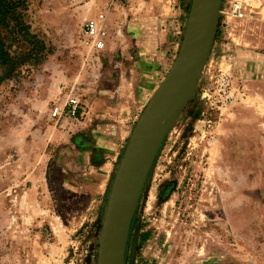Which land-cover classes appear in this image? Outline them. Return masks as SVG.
<instances>
[{
	"label": "rangeland",
	"instance_id": "rangeland-1",
	"mask_svg": "<svg viewBox=\"0 0 264 264\" xmlns=\"http://www.w3.org/2000/svg\"><path fill=\"white\" fill-rule=\"evenodd\" d=\"M144 1L158 4L159 23L165 24V0ZM231 1L222 0L198 85L152 164L131 221L125 264H264V134L225 130L249 83L238 73L240 59L233 46L252 48L256 72L264 53L259 44L264 40V0H240V19L230 17ZM27 2L26 21L52 52L36 58L22 41L13 45L15 59L0 64V264H98L117 168L137 119L177 56L192 0H167L173 24L181 19L177 10L182 11L181 40L143 105L131 108L135 119L127 123L128 134L119 132L126 128L120 123L126 106L108 101L91 109L85 94L97 79L94 73L119 60L116 69H125L129 81L138 77V68L121 53L122 22L134 16L137 0L112 6L103 0ZM106 5L111 39L98 52L84 44L83 26ZM240 35L242 40L233 44ZM220 76L229 77L235 90L226 107L218 103ZM134 86L132 93L120 92L131 95L132 103ZM71 94L79 95L85 113L52 118L53 106ZM106 126L119 132L112 135L119 150L111 169H102L107 149L99 137ZM144 234H149L145 240ZM150 237L156 240L155 252L146 250Z\"/></svg>",
	"mask_w": 264,
	"mask_h": 264
},
{
	"label": "water",
	"instance_id": "water-1",
	"mask_svg": "<svg viewBox=\"0 0 264 264\" xmlns=\"http://www.w3.org/2000/svg\"><path fill=\"white\" fill-rule=\"evenodd\" d=\"M222 0H192L177 56L136 121L109 194L98 264H125L131 221L152 164L193 95L217 33Z\"/></svg>",
	"mask_w": 264,
	"mask_h": 264
},
{
	"label": "crops",
	"instance_id": "crops-1",
	"mask_svg": "<svg viewBox=\"0 0 264 264\" xmlns=\"http://www.w3.org/2000/svg\"><path fill=\"white\" fill-rule=\"evenodd\" d=\"M137 2L139 7L135 8L133 12L134 16H128V18L125 20L123 19L122 22V28L125 30V41L124 45L121 47V53L123 59L124 56L125 59H131L138 68V77H135L133 81H129L125 69H116L117 66L121 67V63L119 62L122 61L119 60L117 65L112 64L105 69H101L98 73H94L97 79L94 80L92 84H88L91 88L88 86L85 94L87 96V104H89L91 109H96L100 104H105L108 101L110 105H116L118 103L117 105L126 106V111L120 120L122 126H126V128L124 129L121 127L119 130L120 134H128L127 123H129L133 117L135 119V115L133 116L135 112L131 111V108L134 107L135 109L137 105H143V99L147 97V91L152 89V84L159 80L161 75L168 68L171 58L178 49L182 36L181 27H183L184 19L181 10V12H179V10L176 9V13H178L181 19L175 20L177 21V25L175 21L173 24L172 16L174 13H172V7L169 2L165 0L164 12L166 16L163 19L165 24L162 22L160 24V14L156 13L158 4L156 5L153 1L149 2L144 0H137ZM159 25H164L163 31L160 30ZM232 30L235 29L233 28ZM241 37L240 35L234 38L233 44H236V41H241ZM259 44L264 48V40ZM245 49L246 50L242 51L243 48L241 45L233 46L234 54L240 59V65L237 67L238 73L244 76V80L249 81V83L245 84L247 95L244 93L246 97L243 98L236 109L233 110V114L225 130L227 131L228 129L226 128L230 127L228 130L230 133L264 134V68L262 70L259 69L264 66V53L261 54L262 58H258V60L262 61L259 63V67L255 69L256 72H254L252 64L255 63L254 61L256 58L249 56L252 48L248 47ZM133 86L136 93L134 94L135 98L132 103L130 102L131 95H122L120 92L121 90H129V93H132L131 88ZM115 90L117 91V96L113 92ZM110 91L113 92L112 97L107 96ZM123 102L125 103L122 104ZM110 124H112V122ZM75 131L78 132L79 130L75 129L74 132ZM102 131L103 132L99 130L102 134L98 135H101L99 140L102 141V147L107 149L105 153L106 161L102 169H111L115 153L119 150L117 145L118 140L112 137V135L119 134V132L113 127L108 130L107 126ZM83 133L84 132H82V134ZM108 135L111 137L107 138ZM112 140H116V143ZM150 238V241L146 245V250H148V252H155L154 250L157 248L156 240L155 238Z\"/></svg>",
	"mask_w": 264,
	"mask_h": 264
},
{
	"label": "built area",
	"instance_id": "built-area-1",
	"mask_svg": "<svg viewBox=\"0 0 264 264\" xmlns=\"http://www.w3.org/2000/svg\"><path fill=\"white\" fill-rule=\"evenodd\" d=\"M103 1H106L108 6H112L114 3L117 2L122 5L125 4L124 2H129L130 0ZM107 5L104 9H102L95 15L89 17L83 26L82 34L84 44L91 46L95 51L98 52L106 49L108 42L111 39L107 22ZM230 12V17H232V19L242 18L244 15V8L242 2L240 0H232ZM215 86L218 90L219 95L218 103H220L222 107L229 106L230 103H233L235 90L232 87L229 77L220 76ZM78 110H81L82 114L85 113L84 103L80 99L79 95L71 94L65 97L63 103H58L53 106L51 117L56 120H59L63 116L68 114L75 115Z\"/></svg>",
	"mask_w": 264,
	"mask_h": 264
},
{
	"label": "trees",
	"instance_id": "trees-1",
	"mask_svg": "<svg viewBox=\"0 0 264 264\" xmlns=\"http://www.w3.org/2000/svg\"><path fill=\"white\" fill-rule=\"evenodd\" d=\"M28 10L27 0H0V64H7L15 59L12 48L15 43L27 42L34 57L46 59L52 49L31 31L25 16ZM35 53V54H34ZM149 234L143 235V240Z\"/></svg>",
	"mask_w": 264,
	"mask_h": 264
},
{
	"label": "bare ground",
	"instance_id": "bare-ground-1",
	"mask_svg": "<svg viewBox=\"0 0 264 264\" xmlns=\"http://www.w3.org/2000/svg\"><path fill=\"white\" fill-rule=\"evenodd\" d=\"M238 26H239V29L242 28V24H239ZM234 29H237V26H234Z\"/></svg>",
	"mask_w": 264,
	"mask_h": 264
}]
</instances>
